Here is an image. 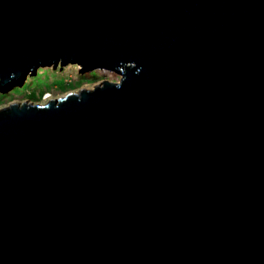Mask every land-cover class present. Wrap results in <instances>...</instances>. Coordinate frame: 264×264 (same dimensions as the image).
I'll return each instance as SVG.
<instances>
[{
  "label": "water",
  "instance_id": "obj_1",
  "mask_svg": "<svg viewBox=\"0 0 264 264\" xmlns=\"http://www.w3.org/2000/svg\"><path fill=\"white\" fill-rule=\"evenodd\" d=\"M0 264H264V0H0Z\"/></svg>",
  "mask_w": 264,
  "mask_h": 264
},
{
  "label": "rangeland",
  "instance_id": "obj_2",
  "mask_svg": "<svg viewBox=\"0 0 264 264\" xmlns=\"http://www.w3.org/2000/svg\"><path fill=\"white\" fill-rule=\"evenodd\" d=\"M100 68V69H99ZM95 67L78 71L77 63L38 66L34 73L27 75L21 85H14L7 91H0V109L13 102L43 104L80 88L90 89L102 80L118 81L120 74L110 68ZM106 71H103V70Z\"/></svg>",
  "mask_w": 264,
  "mask_h": 264
},
{
  "label": "bare ground",
  "instance_id": "obj_3",
  "mask_svg": "<svg viewBox=\"0 0 264 264\" xmlns=\"http://www.w3.org/2000/svg\"><path fill=\"white\" fill-rule=\"evenodd\" d=\"M99 69H100V68H99ZM105 69H107V68H105ZM105 69H104L103 71H106Z\"/></svg>",
  "mask_w": 264,
  "mask_h": 264
}]
</instances>
